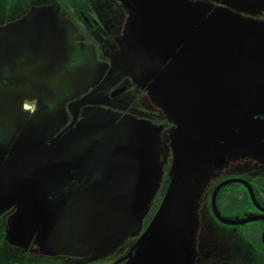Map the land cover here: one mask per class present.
Listing matches in <instances>:
<instances>
[{
  "label": "flooded vegetation",
  "instance_id": "obj_1",
  "mask_svg": "<svg viewBox=\"0 0 264 264\" xmlns=\"http://www.w3.org/2000/svg\"><path fill=\"white\" fill-rule=\"evenodd\" d=\"M0 38V264H264V137L227 143L264 120V0H0ZM107 190L109 252L49 243Z\"/></svg>",
  "mask_w": 264,
  "mask_h": 264
},
{
  "label": "water",
  "instance_id": "obj_2",
  "mask_svg": "<svg viewBox=\"0 0 264 264\" xmlns=\"http://www.w3.org/2000/svg\"><path fill=\"white\" fill-rule=\"evenodd\" d=\"M2 41L4 42V46L1 47ZM11 44V41H7L6 39L1 40L0 38V53H3V51L4 53L7 52ZM46 45L44 43L42 49ZM42 49L33 61L34 65H36L35 68L41 69V74L36 76L38 77L37 79H40L38 84H47L54 89L61 90L59 87L61 84L56 80L60 74V70H64L65 68L61 62L60 47L57 45L58 55L56 59L52 57H50L51 59H47L45 57V49ZM47 60L52 62L53 65H45V61ZM54 69H58L57 73H53ZM9 111L10 114L13 113L11 103ZM4 120L5 108H0V122L5 123ZM7 122L10 123L11 119L7 120ZM243 128H246L245 131ZM262 137H264V120L249 122L246 125L239 126L233 137L227 143L245 139L256 141ZM51 152L50 148H46L30 161L15 163L10 167H21V174L29 175L22 182H29L40 172L37 167L40 161L41 165L49 164V160L53 155ZM17 179L21 181L20 178ZM9 181L12 182L13 180L9 178ZM108 192L109 190L94 195H87L73 203L64 219L51 228L48 234L49 243L61 251L71 252L77 255L102 256L109 252L115 245L116 235L106 233L108 224L114 222V216L105 202V197ZM121 205L124 211H126L122 201Z\"/></svg>",
  "mask_w": 264,
  "mask_h": 264
}]
</instances>
